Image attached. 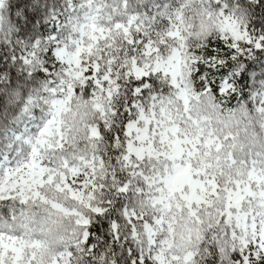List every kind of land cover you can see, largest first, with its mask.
Wrapping results in <instances>:
<instances>
[{
    "label": "snow or ice",
    "instance_id": "1",
    "mask_svg": "<svg viewBox=\"0 0 264 264\" xmlns=\"http://www.w3.org/2000/svg\"><path fill=\"white\" fill-rule=\"evenodd\" d=\"M0 264H264V0H0Z\"/></svg>",
    "mask_w": 264,
    "mask_h": 264
}]
</instances>
